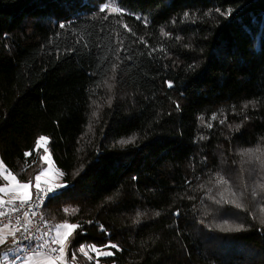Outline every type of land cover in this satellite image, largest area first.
<instances>
[{
  "label": "trees",
  "instance_id": "trees-1",
  "mask_svg": "<svg viewBox=\"0 0 264 264\" xmlns=\"http://www.w3.org/2000/svg\"><path fill=\"white\" fill-rule=\"evenodd\" d=\"M105 3L0 0L2 162L34 184L49 138L66 187L43 213L80 225L69 257L264 264V171L240 155L264 151V0Z\"/></svg>",
  "mask_w": 264,
  "mask_h": 264
},
{
  "label": "snow or ice",
  "instance_id": "snow-or-ice-1",
  "mask_svg": "<svg viewBox=\"0 0 264 264\" xmlns=\"http://www.w3.org/2000/svg\"><path fill=\"white\" fill-rule=\"evenodd\" d=\"M112 0H108V3L102 4L100 7V11L104 12L108 8V4L111 3ZM121 10L119 8H112V12L119 13ZM232 10L228 9L227 13H221V15H231ZM139 18V17H138ZM61 28L64 27V25H60ZM125 28H127V25H124ZM115 68V66H113ZM173 85L169 82L168 87L171 88ZM252 103H255V101H252ZM244 107H247V104L244 105ZM212 119H215V116L212 117ZM220 123H224L223 120L220 121ZM211 127V125H208ZM203 139V137H201ZM264 139V138H262ZM132 141H121V143H130ZM49 143V138L45 136H40L36 142V150L39 151L41 147H44ZM257 152H260V148L257 147L255 149H248L246 151H243L240 153V155L249 157L248 163H256L259 165L260 169L264 171V160L261 159V156L256 155ZM31 155V153H25V156ZM40 159L44 161L45 163H48L50 161V152L47 149V147H44V154L40 156ZM0 176H2L4 181H7V184L4 186H0V193L9 196L8 200H4L3 198H0V209H5L6 205H12L11 208L6 209L5 211H0V245H3L7 242V239L9 236H11L13 239H15L16 234H21V241L23 240H30L31 237L29 236V227L28 225L32 224V220L29 218V215L31 213L32 217H35L37 213L35 211H32L33 206H40L43 205L45 198L54 199L56 196L49 197L50 193H55L56 189H61L66 187L64 184H53L50 183L48 180H44V184L46 187L41 186V181L43 177L49 176L52 172V165L51 163H48L47 169H42L39 174H37L34 178L35 180V189H36V205H33L31 202L33 200V194L30 191V189L33 186L32 181L29 182H20L17 179V176L13 174L11 171H8L4 169L2 161H0ZM60 176H63L62 172H59L57 170ZM6 173V174H4ZM215 182L217 186L220 185H228L229 188H231V185L227 179H225L223 176L217 174L215 177ZM203 187V186H202ZM257 187L261 191H264V183L258 184ZM253 195H257V192L253 190ZM58 195V193H57ZM232 196H236L237 193L235 190L231 191ZM243 195V193H241ZM209 199H212L215 203L219 204L221 200L215 199L212 196L208 197ZM221 199H223V194L221 193ZM16 201H19V205H16ZM227 203L233 204L236 208H242V205L240 203H237L235 200L225 201ZM27 206L28 210L24 211V208ZM264 210V209H262ZM65 213L69 212V209H64ZM78 211V209L73 210ZM13 212H22L21 217H17L15 221L13 222L11 218V214ZM156 215H159L157 212ZM176 215H179V213H176ZM8 217L7 220H4L2 218ZM43 219V217H41ZM22 220L25 222V224L22 226ZM261 223H264V220L261 221ZM80 227L78 224L74 223H68L67 221L56 224L52 228V232H54V235L50 237V241H44L43 243L37 244V248L45 249V252L40 253V255L43 258L42 264H67L66 261V247L67 242L69 240V237L73 234L75 229ZM101 230H103V226H101ZM222 230H225L222 228ZM227 230L231 231L233 229L228 228ZM235 230H240L239 228ZM43 239V238H41ZM21 241H17V245L21 243ZM50 245H57L50 246ZM104 247H111L114 249H118V246L115 243H109L104 245ZM91 251L96 252L97 256L103 255V256H112L113 253L111 251H104L101 252L99 248H97L95 245L90 246ZM23 249L19 246L9 248L8 251L4 252L2 254V258H0V264H4L5 261H8L10 259L9 253L18 254L22 252ZM77 251L79 253L83 254V256L87 257L89 260L92 259L91 256H89L88 252L85 250L84 246H80ZM33 255H36V252H33ZM73 261L76 258V251H73L72 254ZM22 261L25 262V264H30L33 257L32 256H23L21 257ZM98 264V262H97Z\"/></svg>",
  "mask_w": 264,
  "mask_h": 264
},
{
  "label": "built area",
  "instance_id": "built-area-1",
  "mask_svg": "<svg viewBox=\"0 0 264 264\" xmlns=\"http://www.w3.org/2000/svg\"><path fill=\"white\" fill-rule=\"evenodd\" d=\"M42 187H46L45 185H41ZM36 189L33 192V200L32 204L36 205ZM53 193L49 194V197H51ZM49 200V198H45L43 205L40 206H33L32 211H35L37 215L35 217L31 216V213L29 215V218L32 220V224L28 225L29 227V236L31 237L30 240H23L21 241V234L17 233L15 239H13L11 236L8 237V242H10V247H16L19 246L23 249L22 252L18 253L19 257H23L25 255L27 256H35L33 255V252H36V255H40V253L45 252V249L37 248V244L43 243L44 241H50V237L54 235V232H52V228L54 226L53 221L46 217L43 213V207L45 203ZM16 205H19V201H16ZM12 205H6L5 209H0V211H5L6 209L11 208ZM27 206L24 208V211H27ZM22 212H13L11 214V218L13 222L17 217H21ZM43 217V219H41ZM4 220H7L8 217L2 218ZM25 224V222L22 220V226ZM43 238V239H41ZM17 241H21L19 245H17ZM58 247L57 245H50ZM41 256V255H40Z\"/></svg>",
  "mask_w": 264,
  "mask_h": 264
},
{
  "label": "rangeland",
  "instance_id": "rangeland-1",
  "mask_svg": "<svg viewBox=\"0 0 264 264\" xmlns=\"http://www.w3.org/2000/svg\"><path fill=\"white\" fill-rule=\"evenodd\" d=\"M112 8H117L115 3L108 4V9L112 10ZM47 145H48V143H47ZM47 145H45L44 147H47ZM44 147H41V148L39 149V152L41 151L42 155L44 154ZM47 149H48V147H47ZM49 152H50V151H49ZM37 153H38V151H37L36 148H35V150H34V152H33L32 154H33V155H36ZM256 155L261 156V159L264 160V151H261V148H260V152H257ZM244 159H245L246 162H247L248 159H249V157L244 156ZM0 161H2L1 158H0ZM2 163H3V162H2ZM43 163H45V162L43 161ZM48 163H51V165H52V172L50 173L49 176H46V177H43V178H42L41 185H45V184H44V180H48L50 183H53V184H61V183L64 184V183H63V180H62V176H60L59 173L57 172L58 169H57V167L55 166V163H54V161H53V158H52L51 153H50V161H49ZM48 163H45V165H46V168H45V169L48 168ZM247 165H248V167L253 168L255 164H253V163H249V164H247ZM3 166H4V169L8 170L4 163H3ZM248 167H247V168H248ZM0 171H2V170H0ZM8 171H9V170H8ZM59 172H60V171H59ZM4 174H6V173H4ZM6 184H7V181H4L3 178H2V176H0V186H4V185H6ZM34 185H35V183L33 184L32 188L30 189V191L32 192V194H33V192H34V190H35V186H34ZM64 185H65V184H64ZM45 186H46V185H45ZM64 188H65V187H64ZM64 188L56 189V190H55V193L58 192V191H60V190H63ZM0 198H3L4 200H8V199H9V196L0 193ZM53 223H54V222H53ZM56 224H57V223H54V225H56ZM58 224H59V223H58ZM73 233H74V232H73ZM72 236H73V234L69 237V240H68V242H67V247H66V250H67V251H68L67 248H68V246H69V244H70V240H71ZM7 243L10 245V242H8V239H7ZM84 247H85V250L88 252L89 256L92 257L91 260H89L87 257L83 256V254L79 253V251L76 253V258H75L74 261H73V259H72L73 257H72V256L69 257V256L67 255L68 253H67V251H66V257H67V259H68L69 261H71L72 263H74V264H97V262H98V264H102V263H101V259H104V258L108 257V256H103V255H99V256H97V253H96V252L91 251L90 246H84ZM11 248H12V247H11ZM97 248H98V247H97ZM99 249H100L101 252H104V251H111V252H112V250H111L110 247H109V248H99ZM112 253H113V252H112ZM12 254H13V253H12ZM15 255H16V254H14V256H15ZM16 258L19 259V257H16ZM20 259H21V258H20Z\"/></svg>",
  "mask_w": 264,
  "mask_h": 264
},
{
  "label": "crops",
  "instance_id": "crops-1",
  "mask_svg": "<svg viewBox=\"0 0 264 264\" xmlns=\"http://www.w3.org/2000/svg\"><path fill=\"white\" fill-rule=\"evenodd\" d=\"M4 247H6L7 249L5 250ZM11 248L10 245L6 242L5 244L3 245H0V258H2V254L6 251H8V249ZM68 249V248H67ZM67 251V250H66ZM68 255V254H67ZM9 257L10 259L8 261H5L4 264H25L24 261H22V259H20L21 257L18 256V254H16L14 256V254L12 253H9ZM16 257H19V259H17ZM33 259L32 261L30 262V264H42V261H43V258L42 256L40 255H35V256H32ZM73 259V258H72ZM66 261H67V264H74L72 263L71 261H69L66 257Z\"/></svg>",
  "mask_w": 264,
  "mask_h": 264
}]
</instances>
